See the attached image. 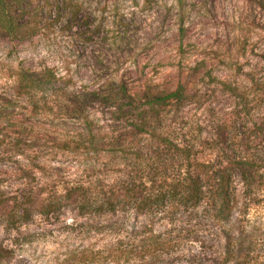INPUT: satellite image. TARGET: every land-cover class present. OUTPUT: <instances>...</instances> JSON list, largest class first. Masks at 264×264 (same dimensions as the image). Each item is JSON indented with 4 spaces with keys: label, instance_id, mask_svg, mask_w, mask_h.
<instances>
[{
    "label": "rangeland",
    "instance_id": "rangeland-1",
    "mask_svg": "<svg viewBox=\"0 0 264 264\" xmlns=\"http://www.w3.org/2000/svg\"><path fill=\"white\" fill-rule=\"evenodd\" d=\"M69 2L23 39L0 31V203L27 209L0 219L3 264H221L224 230L180 183L216 163L218 125L264 124V0ZM45 68L60 82L28 93L21 74ZM108 88L136 105L80 102ZM131 186L134 200L94 203ZM236 217L264 247V208Z\"/></svg>",
    "mask_w": 264,
    "mask_h": 264
},
{
    "label": "trees",
    "instance_id": "trees-1",
    "mask_svg": "<svg viewBox=\"0 0 264 264\" xmlns=\"http://www.w3.org/2000/svg\"><path fill=\"white\" fill-rule=\"evenodd\" d=\"M67 4H71L69 0L54 2L42 0V3L41 0H0V31L10 38L23 39L29 33L28 26L37 17V12L42 14L43 9L49 7L50 12L55 9L57 13L58 5L66 7ZM65 13H67V20L76 18L78 14L74 9ZM20 78V82L28 93L33 90L44 92L47 88H54L61 80L48 68L40 73H22ZM227 88L230 92H235ZM183 96V88L179 87L167 95L147 98L146 104L149 109H153L157 103L162 104L172 99L180 100ZM82 98L81 103H99L105 107L115 108L119 114L126 107L133 108L136 105L135 99L127 96L122 89L98 90L91 94L87 93ZM143 114L141 113L142 119ZM120 116L123 117V114ZM255 131L262 138L257 145ZM215 132V145L218 150L216 163L211 168L199 167L195 173L181 179L180 185L184 189L183 199L193 202L195 206H199L201 201L219 232L224 230L225 245L220 255L221 264H264V247H260L255 239L256 235L249 236L250 232L246 234V231L237 234L233 228L237 221L236 216L240 217L243 223L245 220L248 221L247 218L251 212L264 208V124L255 129L247 127L245 130L244 127V131L235 123L221 124L217 126ZM184 151L187 154L188 151L183 149L182 153ZM236 183H239V190ZM132 190L133 186L125 188L122 193L110 190L94 203L99 202L98 206L101 207H112L119 197L123 201L133 199ZM238 194L242 199L241 211H236ZM86 204L92 205L89 201ZM26 211L27 209L21 207L15 208V206L10 207L0 203V219L6 221L8 226L14 224L16 220L24 219ZM3 254L4 249L0 248V264L4 262Z\"/></svg>",
    "mask_w": 264,
    "mask_h": 264
}]
</instances>
